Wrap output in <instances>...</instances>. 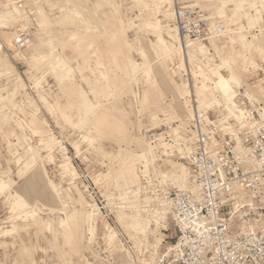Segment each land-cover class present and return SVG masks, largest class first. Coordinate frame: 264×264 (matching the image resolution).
I'll return each mask as SVG.
<instances>
[{
    "label": "rangeland",
    "instance_id": "rangeland-1",
    "mask_svg": "<svg viewBox=\"0 0 264 264\" xmlns=\"http://www.w3.org/2000/svg\"><path fill=\"white\" fill-rule=\"evenodd\" d=\"M1 1L24 17L12 30L0 23L1 42L6 33L32 24L33 44L44 58L13 61L0 49L18 76L0 68V180L33 212L15 219L8 192L0 193V264L155 261L174 231L166 213L167 220L155 226L154 211L163 206L142 194L143 180L159 190L188 183L185 166L173 158L177 147L167 139L176 125L185 126L188 114L186 87L169 71L174 61L183 65L177 42L164 47L158 41L167 40L166 26L175 28L174 1L162 7L154 0ZM176 1L224 25L227 44H212L215 54L206 64L212 81L232 77L234 92L242 87L264 104V0L242 7L238 0ZM4 44L9 47L10 40ZM55 57L57 70L50 67ZM197 96L200 107L223 106L216 89L210 94L202 85ZM151 134L159 136L157 144ZM144 152L147 163H130ZM136 213L149 221L145 237L131 222Z\"/></svg>",
    "mask_w": 264,
    "mask_h": 264
},
{
    "label": "built area",
    "instance_id": "built-area-1",
    "mask_svg": "<svg viewBox=\"0 0 264 264\" xmlns=\"http://www.w3.org/2000/svg\"><path fill=\"white\" fill-rule=\"evenodd\" d=\"M173 1L183 68L177 60L169 71L186 87L188 114L185 126L176 125L167 139L177 147L173 158L185 166L188 183L183 189L172 184L159 190L147 177L143 180L142 194L159 201L174 231L155 261L144 264H264V104L240 87L229 104L233 114L223 106L199 110L197 90L202 85L210 94L215 90L206 66L215 54L211 45L225 42L227 32L201 10ZM3 5L0 0V12ZM33 31L32 24L18 28L7 55L24 52ZM194 45L205 53L194 51L190 61ZM0 49L6 51L1 39ZM148 139L159 142L155 134Z\"/></svg>",
    "mask_w": 264,
    "mask_h": 264
},
{
    "label": "bare ground",
    "instance_id": "bare-ground-1",
    "mask_svg": "<svg viewBox=\"0 0 264 264\" xmlns=\"http://www.w3.org/2000/svg\"><path fill=\"white\" fill-rule=\"evenodd\" d=\"M5 1V0H4ZM215 1V0H214ZM248 0H238L236 1V6L237 7H242L244 5H246ZM154 3L156 5H159L160 7H162V5L166 4V5H170L171 3H173V0H154ZM152 3V4H154ZM250 4V3H249ZM217 5V4H216ZM38 6V5H37ZM204 6V5H203ZM75 7V6H73ZM77 7V6H76ZM155 7V5H154ZM74 9V8H73ZM77 9L78 11V8H75ZM219 9V8H218ZM217 10V8H216ZM222 10V9H220ZM75 12V11H74ZM256 12V11H255ZM73 13V12H71ZM77 14H80V13H77ZM248 15V14H247ZM254 15V13H253ZM171 16V15H169ZM246 16V15H245ZM86 17V16H85ZM89 17V16H88ZM247 17V16H246ZM259 18V17H258ZM24 17L22 15V13L17 9V8H13L12 10H8L6 7L2 8V11L0 12V23L4 24L3 26H5V28H9L10 30H12L13 28H15L17 25H18V22H21V20H23ZM257 19V18H256ZM255 19V20H256ZM260 20V19H259ZM1 26V25H0ZM24 24H22L20 27H23ZM151 26L153 27V29H158V26H157V23H153L151 24ZM160 29V28H159ZM152 30V29H151ZM159 31L158 33H160V30H157ZM14 32V31H13ZM16 32V31H15ZM153 33V32H151ZM157 33V34H158ZM165 33H166V37H167V40H163L162 38H158L159 40V43L160 41L162 42V44L164 45V47H167V45L169 46H173L174 43L177 42V31L174 27H168L166 26L165 27ZM13 33L10 35L9 33H6V37L4 38V40H2V44H3V47H5V44L4 43H8V40L11 39ZM155 35V34H154ZM159 35V34H158ZM11 36V37H10ZM2 39V38H1ZM34 41V40H33ZM32 41V43L29 45V47L27 48L28 51L25 50V53L24 55L23 52L22 53H16L14 52L13 54V61L16 60H22V61H27V58H29V60H33V61H39V60H42L44 58V56L39 53L40 52V46H36L35 47V44H33L34 42ZM160 45V44H159ZM6 48V47H5ZM9 50L11 49V45L9 47ZM6 48V49H7ZM202 47H200V45H194L190 48L189 50V57H190V61H192V57H193V52L194 51H198L199 53L203 54L204 53V50L201 49ZM162 49V48H161ZM164 50V49H163ZM11 52H6L7 54L8 53H12L13 52V49L10 50ZM160 52V50H159ZM175 52H177V55H179V50H178V47L177 49L175 50ZM160 54V53H159ZM163 54V52L161 53ZM25 57V58H23ZM168 58V57H167ZM59 58L55 57L53 59H51L50 61V67L53 69L54 67H56L55 69L57 70V66L56 64H54V62H59ZM146 61V60H145ZM144 61V62H145ZM226 61V60H225ZM162 63V62H161ZM146 65V63H145ZM225 65V64H224ZM143 66V64H142ZM0 68H2V71L4 72L5 75H8L10 77H14L16 76V79L18 80V76H17V73H16V69L14 67V65L11 64V62H8L6 59H4L3 57L0 56ZM144 68V67H143ZM149 70V68H148ZM1 71V70H0ZM209 71V70H208ZM222 71H226V69L224 68ZM221 71V72H222ZM148 72V71H147ZM56 74L59 75V73L56 72ZM65 74V73H64ZM148 74V73H147ZM146 74V75H147ZM58 77V76H57ZM63 78V77H62ZM218 80L216 82H214V86H215V89L219 91L220 93V97H222L224 100H221L223 102V107H225L226 111L229 113V114H233V110L232 108L230 107L229 109V104L231 102V99L233 98L234 96V91H233V88L231 86L232 85H236L233 83V81H235L232 77H229L228 78H225V77H222L221 75H219L218 77ZM232 80V81H231ZM183 85V84H182ZM81 94V93H80ZM253 98L254 96L251 95ZM256 98V97H255ZM1 100V99H0ZM87 100V99H86ZM85 100V101H86ZM210 102H212V100H209ZM213 101H216V99H213ZM199 102L200 100L198 99V108L200 111H204L206 108L208 107H211V104H209L208 106H204V107H200L199 106ZM83 105V104H82ZM86 105V108L88 107V110L89 108H91V105H89V101L86 103H84V106ZM83 106V107H84ZM92 109V108H91ZM86 111V110H85ZM48 143V142H47ZM51 143V142H50ZM55 143H53L54 145ZM29 145V144H28ZM49 145V144H46V146ZM51 145V144H50ZM30 147V146H29ZM53 148V147H52ZM31 149V147H30ZM28 150V149H27ZM52 150V149H51ZM33 153V151H32ZM31 154V153H30ZM34 154V153H33ZM34 156V155H33ZM35 157V156H34ZM148 152H144L140 155H135L134 158L133 157H130L132 158L130 163H133L135 162L136 160L138 159H142L145 163L148 162ZM129 158V159H130ZM35 159V158H34ZM126 160V161H127ZM17 163V162H16ZM30 163V162H29ZM37 163V162H36ZM69 164V163H68ZM124 164V163H123ZM135 164V163H134ZM64 165V164H63ZM125 166V165H124ZM129 167V166H128ZM177 172V171H176ZM73 174V173H72ZM187 182H188V175H187ZM182 185V184H181ZM137 187V186H136ZM9 186L6 182H4L3 180H0V193H5L7 190H8ZM140 190V189H139ZM8 192V191H7ZM55 193V192H54ZM8 194V197L7 200L9 199L10 200V204H11V210L14 209V211L16 210L17 213H16V216H15V219H25L26 217H33V212H28L27 211V208L29 207V204L22 198L20 197L19 194H11V193H7ZM19 195V196H18ZM134 207V206H133ZM26 208V209H25ZM154 211V210H153ZM165 209L163 208H160V209H155L154 211V222H155V226L157 227V225L159 224V221H165L167 220L166 217H165ZM73 218V214L71 215H66L65 216V220L61 221V225L62 226H67L69 223H70V220ZM131 222L132 224L136 227V229H140L143 233V237L146 236V233L148 232L149 230V221L148 219H141L139 217V215L136 213L135 216L131 217ZM165 224V223H164ZM11 226V225H10ZM14 227V226H13ZM10 229H13V228H10ZM109 230V229H108ZM15 231V229L13 230ZM10 230H5L3 231V234L6 235V233H9ZM12 233V232H11ZM134 235H138V234H141V232H139L138 230H135L132 232ZM107 240L109 242H112L113 241V235L111 233V231H109V234H108V238Z\"/></svg>",
    "mask_w": 264,
    "mask_h": 264
}]
</instances>
